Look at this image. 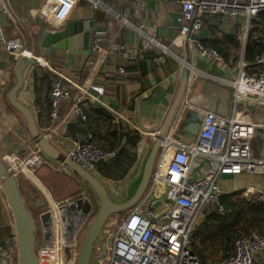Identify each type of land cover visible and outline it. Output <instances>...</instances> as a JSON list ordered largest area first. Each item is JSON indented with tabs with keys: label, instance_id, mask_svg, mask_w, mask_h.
Segmentation results:
<instances>
[{
	"label": "crops",
	"instance_id": "1",
	"mask_svg": "<svg viewBox=\"0 0 264 264\" xmlns=\"http://www.w3.org/2000/svg\"><path fill=\"white\" fill-rule=\"evenodd\" d=\"M8 1L11 12L4 19L5 33L14 36L22 32L29 50L38 57L41 56L39 39L44 30L50 32L46 43L48 47L68 38L70 24L75 30L71 44L52 51L48 56H41L46 65L32 64L27 68L19 99L31 108L45 135L50 114V81L54 77H62L64 84L72 87L74 92H80L77 86L89 81L102 85L105 93L100 102L93 101L87 95L88 119L69 120L62 125L64 127L55 131L53 139L47 140L65 156L75 142L85 140L89 133L94 134L102 147L115 148L117 157L110 162L100 163L98 176L110 183L108 189L113 200L123 202L129 199L140 184L145 162L155 142L154 129L165 126L181 92L188 44L172 42L180 30L179 0H147L142 4L137 0H102L104 5L97 7L90 0H80L67 21L59 27L39 13L46 0ZM92 19L97 30L96 46L90 55H85V37L75 24L79 20ZM141 24L145 25L143 33L140 31ZM153 24L157 25L153 27ZM247 24L245 16L217 14L204 19L203 28L197 34L198 39L204 45L217 49L224 60L202 57L192 49L190 86L184 96L189 110L203 112L208 109L223 115L231 113L232 90L226 82L234 76L242 58L254 62L261 46L257 45L255 52L247 55L243 38L247 36V29L249 34L255 25L264 27V13L252 19L249 26ZM145 35L154 36L169 49L164 51L150 45ZM255 41L259 42V39ZM22 58L15 59L0 44V157L7 152L25 156L28 143L34 141L29 135L26 121L23 124L20 122L22 113L8 99ZM85 91L93 96L97 94L91 88H85ZM71 104L70 100L64 102L61 109L63 118L70 113ZM196 139H189L187 143H194ZM258 141L257 145L262 146L263 141L259 138ZM45 157L46 164L34 172L26 169L18 177L24 199L29 207L38 211L57 200L70 199L61 207L64 216L72 221L66 235L69 237L77 230L79 236L94 215V200L86 195L78 175L65 163ZM199 165L197 170L202 169ZM253 179L257 182V178ZM233 180L238 181L237 178L225 176V182ZM245 181L254 182L250 178ZM260 181H264V178H258ZM13 228V213L0 188V243H5L12 235ZM198 240L195 235V248ZM216 243L218 251H226V243L220 240ZM201 261L204 262V258Z\"/></svg>",
	"mask_w": 264,
	"mask_h": 264
},
{
	"label": "built area",
	"instance_id": "2",
	"mask_svg": "<svg viewBox=\"0 0 264 264\" xmlns=\"http://www.w3.org/2000/svg\"><path fill=\"white\" fill-rule=\"evenodd\" d=\"M80 0H46L40 15L56 27L62 26ZM95 7L103 6L102 0H90ZM147 0H137L140 4ZM179 34L173 44H188L202 57L223 61V56L213 47L204 45L192 34H198L204 19L210 15L245 16L247 25L264 13V0H179ZM11 12L8 0H0V16ZM117 17H122L117 14ZM123 19V17H122ZM127 21V19H125ZM157 24H153L155 27ZM144 24L140 31L144 32ZM248 35V29L247 33ZM152 46L164 51L169 48L154 36L145 35ZM261 49L254 62L242 58L234 76L227 80L231 87L233 108L228 115L213 110H204V117L197 139L188 144L179 142L172 132L163 140L158 153L150 184L142 198L131 208L130 213L117 225L115 232L105 239H112L106 248H96L91 264H203L195 250V234L204 223V215L215 210L220 215L233 212L227 206L224 195L242 191L246 199L256 198L264 204V141L258 146V132H264V118L260 112L248 108L250 102L264 103V35L259 39ZM0 44L15 59L29 56L38 65L47 63L28 48L22 32L8 36L0 18ZM80 92L64 84L62 77L50 81V114L47 139L55 137V131L69 120H87V95L95 102L101 101L105 88L97 83L86 82L77 86ZM91 88L95 96L86 92ZM86 93V94H85ZM72 102L70 113L63 118L61 109L65 101ZM187 108L182 102L180 111ZM180 112V113H181ZM258 116V115H257ZM155 135L159 132H154ZM259 142V141H258ZM28 154L4 153L0 158L8 171L17 178L26 169L34 172L45 163V154L38 143H28ZM118 155L114 148L101 146L93 133L75 142L66 156L98 176L100 163L110 162ZM202 160V161H201ZM202 166V169L196 167ZM225 176L237 178L227 185ZM246 178H257L249 183ZM242 182V186L239 183ZM249 183V184H248ZM1 185V184H0ZM1 188V186H0ZM70 199L57 200L34 217L36 224V255L38 264H77L79 250L78 232L67 236L72 224L61 210ZM208 210L204 213L205 210ZM79 223V222H78ZM77 227V226H76ZM0 264H19V252L15 226L12 235L0 243ZM216 264H264V229L236 233L225 255Z\"/></svg>",
	"mask_w": 264,
	"mask_h": 264
},
{
	"label": "water",
	"instance_id": "3",
	"mask_svg": "<svg viewBox=\"0 0 264 264\" xmlns=\"http://www.w3.org/2000/svg\"><path fill=\"white\" fill-rule=\"evenodd\" d=\"M0 18L4 25V19L7 18V13L3 12ZM89 21L90 20H79L75 24L78 31L81 34L83 33V36L85 37V45L83 46V53L85 55H90L92 53L97 40L95 20L92 19L90 22ZM49 33L48 29L44 30L39 39V53L43 57L50 55V53L54 50L71 44L73 42L75 30L72 29L70 24L68 28V38L54 42L48 47L46 46V43ZM192 37H194V39L199 38L197 34H192ZM36 63L37 61L35 58H31L29 56H24L22 58V61L15 72L16 82L8 93V99L10 104L23 114L30 135L34 141L39 144L45 156L53 158L61 163H65L75 174L78 175V181L83 186L82 188L86 190L94 200V209L92 214H95V218L89 224L79 250L77 261V264H91L93 251L99 245H102V242L105 240L103 232L107 229V224L110 222L111 218L116 214H120L132 208L142 198L143 194L147 190L151 181L158 153L162 147L165 137L174 129V137L181 142L187 143L189 139L197 137L199 134L204 113L191 111L188 108L184 109L182 112L180 111L184 96L190 86L193 50L189 45L187 46V57L182 69V88L180 95L165 126L161 129H154V132L158 131L159 133L155 135L156 139L145 162L140 184L135 193L123 202L113 200L107 190V187L98 179L96 175L80 164L69 159L57 147L50 143L42 134L31 108L19 99V92L25 84V71L30 65ZM258 138L261 141H264V132L262 130H259ZM259 146H261V144ZM83 183L92 189L96 198H93L91 192H89L87 186L83 185ZM0 184L14 217V226L17 235L19 252V264H38L36 255V224L32 211L27 205L21 192L18 178L13 176L8 171L7 166L1 158ZM109 242L111 243L112 239H109Z\"/></svg>",
	"mask_w": 264,
	"mask_h": 264
},
{
	"label": "rangeland",
	"instance_id": "4",
	"mask_svg": "<svg viewBox=\"0 0 264 264\" xmlns=\"http://www.w3.org/2000/svg\"><path fill=\"white\" fill-rule=\"evenodd\" d=\"M256 27H258V29H255ZM264 35V27L263 25H259V26H256L252 29V31H250V33L245 37V39L243 38V44L246 46L247 43H248V39L249 37L251 36L253 38V40H256L257 39H260L262 36ZM248 108L252 111V112H255L256 109L260 112V114H258V116L256 115L257 118H260L261 116H264V103L260 102V101H256V102H250L248 104ZM25 118L24 116L21 114V119H20V122L23 124L24 123ZM27 130V129H26ZM30 135V134H29ZM31 136V135H30ZM30 136L28 138H30ZM31 143H34V141H30ZM28 152L25 154L27 155ZM47 162H45L44 164H46ZM98 179L107 187V190L109 192V189L110 188V183L108 182V180H106L105 178L101 177V176H97ZM249 182V181H248ZM231 181L227 182V185L230 184ZM250 183V182H249ZM248 183V184H249ZM83 185H85L83 183ZM87 186V189L89 190V192H91V195L93 196V198H96V195L94 194V192L92 191V189H90V187H88V185H85ZM239 186H242V182L239 183ZM81 187H83L81 185ZM227 195V194H226ZM225 196V195H224ZM79 198H77L78 200ZM230 199L232 202H234L236 205H233V212L232 214H230L231 216H229V221L233 220L234 218H236V214H237V211L238 210H241L242 212V218L239 220L236 218V221L238 220L239 223L237 225H235L236 228H233L235 229V233L234 235L236 234V232H244L246 231V227H249L248 230H250L251 226L249 223H247V220H252L253 219V216H252V213L249 211V207L244 205L243 204V201L245 200V198L243 197L242 195V191H239V192H236V193H232L230 194ZM246 200H248L251 204H256L258 203L259 201L256 199V198H252V199H248L246 198ZM72 202H76V200H72ZM27 203V202H26ZM225 203V202H224ZM28 205V204H27ZM231 207V206H230ZM30 210L32 211V214L35 216L36 213H38V210H34L33 208L29 207ZM130 209L120 213V214H116L114 217L111 218L110 222L107 224V229L103 232V236L105 237H110L116 230V227L117 225L120 223V221H122L129 213H130ZM208 210L206 209L204 211V213H206ZM210 213H215L217 214V212L215 210L211 211ZM219 215L217 214V217ZM204 219L206 218V215L203 216ZM221 217H226V215H221ZM95 218V214L93 216H91L89 218V224L93 221V219ZM209 220H212V219H209ZM233 222V221H231ZM89 224L88 226L80 232V235L78 236V246L76 247L77 250H80L81 248V245H82V242H83V239H84V236L87 232V229L89 227ZM263 220H261L260 222V225L259 226H253L251 229L252 230H258V229H261L259 227H263ZM234 237V236H233ZM232 239V238H231ZM231 239H229L228 241L226 242H223V240L221 239H215V240H212L210 242H201L200 239L198 240V244L196 245V248L195 250L198 251V254L201 256H199L200 258H204V262L203 264H216L220 259H221V254H223V252H225L223 250L222 251H218L219 250V247H217L218 243L217 240H220V242H223V243H230L231 242ZM233 240V239H232ZM109 242L107 239H105L103 241V246L106 248L107 246H109ZM230 246V244H229ZM195 247V246H194ZM228 248V247H227ZM226 250V248H225ZM95 255H96V249L93 251V257H92V261L95 260ZM224 255V254H223Z\"/></svg>",
	"mask_w": 264,
	"mask_h": 264
},
{
	"label": "trees",
	"instance_id": "5",
	"mask_svg": "<svg viewBox=\"0 0 264 264\" xmlns=\"http://www.w3.org/2000/svg\"><path fill=\"white\" fill-rule=\"evenodd\" d=\"M257 45H260V42L253 40V38L250 36L248 39V44H247V55H252L255 50ZM261 46V45H260ZM110 149V148H108ZM223 201L225 202V204L227 206H231L233 207V205H236L234 202L231 201L230 199V195H225L223 197ZM243 204L248 206L249 211L252 213L253 219L252 220H247V223L250 224L251 228L253 226H259L261 220H263L264 222V204L262 202H258L256 204H251L248 200H244ZM233 209V208H232ZM218 214V213H217ZM217 214L215 213H211L210 215L207 216V218L205 219V222L202 224V226L198 229V231L196 232V237L200 239L201 242H207L209 239H221L223 240V242L228 241L229 239H233L234 240V233H235V225H237L239 223V221H236L237 219H241L242 218V212L241 210L237 211V214L235 215L236 218H234L233 222L229 221V216H231L230 214H227L226 217H221L220 214H218L219 216L217 217ZM212 219V220H209ZM234 228H233V227ZM249 227H246V231L245 232H249L252 229ZM261 229H258L259 231H262L264 229V226L259 227ZM237 233V232H236ZM234 236V237H233ZM231 239L230 243H227L226 245V249L227 247H229V244L231 245L233 240ZM229 242V241H228Z\"/></svg>",
	"mask_w": 264,
	"mask_h": 264
},
{
	"label": "bare ground",
	"instance_id": "6",
	"mask_svg": "<svg viewBox=\"0 0 264 264\" xmlns=\"http://www.w3.org/2000/svg\"><path fill=\"white\" fill-rule=\"evenodd\" d=\"M84 192H86V195L88 196V197H91L90 196V194L85 190ZM92 198V197H91ZM93 213V212H92Z\"/></svg>",
	"mask_w": 264,
	"mask_h": 264
}]
</instances>
